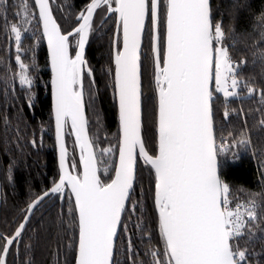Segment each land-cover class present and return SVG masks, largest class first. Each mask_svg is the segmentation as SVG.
Wrapping results in <instances>:
<instances>
[{"label":"snow or ice","instance_id":"6c2138e0","mask_svg":"<svg viewBox=\"0 0 264 264\" xmlns=\"http://www.w3.org/2000/svg\"><path fill=\"white\" fill-rule=\"evenodd\" d=\"M53 4L0 0V31L14 44L18 69L5 76L4 94L13 95L18 80L25 92L20 98L35 108L36 59L33 55L26 63L23 46L31 32L33 52L41 40L47 43L50 120L58 151L50 186L30 191L18 216L0 226V264H17V257L19 264H34L30 254L38 226L33 221L49 201L52 206L60 202L52 223L67 241L63 264H120L121 250L124 264H264V251L256 253L247 240L257 222H264V192H248L244 200L232 197L221 175L222 158L231 152L235 159L232 149L247 147L250 140L229 134L218 142L214 101L227 103L242 81L211 0H84L69 28L62 27ZM258 26L264 29V12ZM95 33L108 37L103 74L117 116L111 139L103 138L106 147L89 134L86 115L96 94L86 51ZM142 56L151 67L148 97ZM243 83L249 94L256 91ZM228 116L225 107L223 117ZM0 119L10 122L8 115ZM68 136L75 138L78 159L75 152L69 156ZM30 143L37 146L38 141L34 137ZM12 170L10 162V182ZM40 221L43 227L42 216ZM57 245L59 257L60 233Z\"/></svg>","mask_w":264,"mask_h":264},{"label":"trees","instance_id":"16d2710c","mask_svg":"<svg viewBox=\"0 0 264 264\" xmlns=\"http://www.w3.org/2000/svg\"><path fill=\"white\" fill-rule=\"evenodd\" d=\"M211 1L215 19L223 22L225 35L228 37L225 42L229 45L233 61L239 64L238 75L242 81L238 94L230 97L227 103L223 101V98L214 101L218 142L221 136L229 138V134L231 138L243 137L250 140L247 147L232 149L237 153L235 159L232 158L231 152L227 157L222 158L221 175L229 182L232 197L247 199L248 192H264V125L261 124L264 120V97L261 96V89H264V59L261 58V54L264 53V43L260 42L261 32L264 29L258 26L259 14L264 12V0ZM83 2L84 0H54V14L62 27L69 28ZM34 43L35 39L29 32L23 41V46L27 49L25 62L31 63L35 55L36 68L32 74L38 76V82L33 87L35 108L32 109L26 104V97L20 98L25 96V92L19 86L18 80L15 81V93L7 96L4 94L5 76L10 77L12 72L18 69L14 63V44L10 45L5 34L0 31V115H8L10 121L6 125L4 120L0 119V182L3 185L0 226L18 216L19 209L29 199L30 191L39 193L50 186L49 181L58 163L57 149L54 144V123L50 120L51 89L47 47L45 41L41 40L33 52L30 45ZM142 50L147 52V47ZM86 51L96 75L94 104L86 106L89 133L94 137L99 136L100 146L106 147L108 142L103 138L107 135L111 139L112 133L116 131L117 122L111 88H105L108 77L103 74V69L108 65V37L103 33H95L90 38ZM142 61L143 92L144 96L148 97L151 94L148 86L151 67L143 56ZM241 61L245 63H240ZM243 82L250 83L256 91L249 94ZM85 99L88 100L87 92ZM225 107L229 111L227 119L223 117ZM149 135L151 132L146 126V136ZM34 137L38 141L37 146L30 143ZM74 139V136L67 137L69 156L71 158L75 152L78 159L79 150L74 148ZM10 162L13 163L11 182L7 179L6 171ZM142 181L146 187L147 170L142 171ZM59 210V201L55 202V206H52V202L49 201L36 213L33 224H36L38 228L33 239L35 247L30 254L34 264H57L58 259L60 264L64 262L63 244L67 241L63 239L62 230L58 224L52 223ZM41 216L43 227L39 226ZM50 224L51 227H49ZM257 225L253 229V235L247 240L256 253H261L264 251V222L258 221ZM58 233L61 234L59 257L56 255ZM245 242L244 239L240 241L242 245ZM117 259L120 264H124L122 250L117 253ZM19 260L20 257H17V264Z\"/></svg>","mask_w":264,"mask_h":264},{"label":"water","instance_id":"95a60500","mask_svg":"<svg viewBox=\"0 0 264 264\" xmlns=\"http://www.w3.org/2000/svg\"><path fill=\"white\" fill-rule=\"evenodd\" d=\"M212 2V1H211ZM55 15V14H54ZM45 43H46V41H45ZM46 47H47V43H46ZM142 52H143V50H142ZM142 79H143V75H142ZM51 89V88H50ZM86 115H87V110H86ZM54 123V122H53ZM90 135H91V133H89ZM66 140H67V137H66ZM68 146V145H67ZM68 149H69V146H68ZM57 157H58V151H57ZM0 174H1V171H0ZM1 186H2V183L0 182V192H1ZM1 202H2V194H1V196H0V205H1ZM0 208H1V206H0Z\"/></svg>","mask_w":264,"mask_h":264},{"label":"flooded vegetation","instance_id":"af4514ba","mask_svg":"<svg viewBox=\"0 0 264 264\" xmlns=\"http://www.w3.org/2000/svg\"><path fill=\"white\" fill-rule=\"evenodd\" d=\"M2 189H3V185L1 186L0 196H1V194H2ZM2 199H3V194H2ZM1 204H2V202H1ZM0 206H1V205H0Z\"/></svg>","mask_w":264,"mask_h":264},{"label":"built area","instance_id":"2783aa9c","mask_svg":"<svg viewBox=\"0 0 264 264\" xmlns=\"http://www.w3.org/2000/svg\"><path fill=\"white\" fill-rule=\"evenodd\" d=\"M240 200H244V198L240 199Z\"/></svg>","mask_w":264,"mask_h":264},{"label":"rangeland","instance_id":"374dc122","mask_svg":"<svg viewBox=\"0 0 264 264\" xmlns=\"http://www.w3.org/2000/svg\"><path fill=\"white\" fill-rule=\"evenodd\" d=\"M100 147H102V146H100Z\"/></svg>","mask_w":264,"mask_h":264}]
</instances>
